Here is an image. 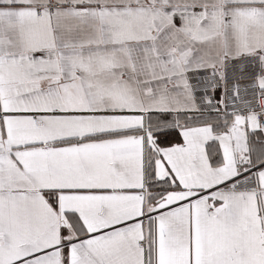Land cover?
Segmentation results:
<instances>
[{
    "label": "snow or ice",
    "instance_id": "6c2138e0",
    "mask_svg": "<svg viewBox=\"0 0 264 264\" xmlns=\"http://www.w3.org/2000/svg\"><path fill=\"white\" fill-rule=\"evenodd\" d=\"M0 264H264V0H0Z\"/></svg>",
    "mask_w": 264,
    "mask_h": 264
}]
</instances>
